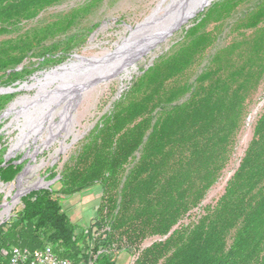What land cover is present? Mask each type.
<instances>
[{
    "label": "trees",
    "instance_id": "1",
    "mask_svg": "<svg viewBox=\"0 0 264 264\" xmlns=\"http://www.w3.org/2000/svg\"><path fill=\"white\" fill-rule=\"evenodd\" d=\"M64 1L0 0V87L63 63L86 43L98 25L86 21L102 0L39 17ZM243 1L217 0L202 11L133 79L61 171L50 173L59 187L21 198V209L0 223V264L13 246L46 245L71 264H116L123 250L133 254L131 264H264V107L222 194L182 222L230 162L264 77V0L233 17ZM223 26L236 35L217 45ZM31 58L35 66L22 65ZM13 97L0 93V113ZM3 152L0 181L7 183L23 164L4 163ZM95 185V215L79 228L62 197Z\"/></svg>",
    "mask_w": 264,
    "mask_h": 264
},
{
    "label": "rangeland",
    "instance_id": "2",
    "mask_svg": "<svg viewBox=\"0 0 264 264\" xmlns=\"http://www.w3.org/2000/svg\"><path fill=\"white\" fill-rule=\"evenodd\" d=\"M87 0H65L64 2L51 6L43 11L39 17L49 19L56 14L66 12ZM171 0H102L89 16L86 23H95L98 25L90 33L86 43L75 51L63 63L52 66L46 69H38L27 76L22 81H17L8 87L16 88L23 84L30 85L36 82V79L43 78L46 72L59 71L65 72L58 80H52L46 83V87L54 89L58 82L68 81L69 74L73 77L87 76L92 70L100 69L107 65L108 58L103 55L106 50H113L117 44H121L124 38L130 35V31L137 24L147 18L152 11H156L165 7ZM217 0H212L211 3L200 10L186 24L177 29L168 40L159 47L152 49L151 53L145 54L143 58L138 59L133 64L120 69L113 79L107 84H100L94 88H87L81 94V98L75 107V129L80 136L73 141L72 135L63 139V143L69 145L67 149L56 153L60 148V136L56 137L52 142L48 141L49 125L51 122H57L60 116L56 113L49 112L48 104L42 105L39 111L32 113L30 118L24 117L20 113L10 111L8 114L1 116L7 112L10 104L17 98L27 95L33 96L37 89H20L14 92V97L8 105L0 113V147L4 148L3 157L7 160H14L16 163H22V169L18 172L13 180L7 183L0 181V214L3 210V204L6 202L11 207L7 213L0 217V223L9 220L22 207L21 198L34 190L33 188L26 189L28 185L41 179L44 183L40 187L57 189L59 183L57 177L50 178L51 172L59 173L63 165L78 149L80 141L84 136L98 123L100 118L112 107V104L123 94L131 85L133 79L148 68L156 57L166 52L170 46L180 40L192 21L204 11L208 6ZM256 0H246L236 8L233 17L239 16L248 6L252 5ZM158 6V8H157ZM231 19H229L230 21ZM36 21L27 22V26ZM215 23H211L208 28L212 29ZM218 39L216 44L223 45L230 41L236 32L230 30L229 27H220L217 32ZM37 59L31 58L25 60L22 65L35 66ZM32 62V63H31ZM69 73V74H68ZM67 76V77H65ZM65 77V78H64ZM84 81V82H83ZM75 87L81 86V83L86 84L87 78L76 80ZM82 84V85H83ZM68 86V83H67ZM64 89L66 92L75 91V87L68 86ZM5 88V87H4ZM53 102V101H52ZM50 102L51 106H58V102ZM57 103V104H55ZM264 107V77L253 94L249 103L248 113L238 135L234 151L230 162L224 169L219 180L209 189L204 200L199 208L191 211L190 216L183 219V223L196 218L202 211V208L208 204H214L218 197L222 194L227 180L232 175L238 166L240 158L251 140L255 121ZM19 109V107H17ZM74 110V109H73ZM72 110V111H73ZM59 111V110H58ZM66 140V141H65ZM4 161V163L6 162ZM21 188H24L19 194L16 202L13 197ZM46 188V187H44ZM36 189V190H38ZM101 190L95 185L87 190L77 192L69 197H62L61 203L65 211L68 213L70 220L76 223L77 227L84 228L89 225L91 218L95 215V209L99 202ZM80 230L78 229L77 232ZM157 237L147 238L142 247L149 245ZM133 254L127 251H120L116 256V264H131Z\"/></svg>",
    "mask_w": 264,
    "mask_h": 264
},
{
    "label": "bare ground",
    "instance_id": "3",
    "mask_svg": "<svg viewBox=\"0 0 264 264\" xmlns=\"http://www.w3.org/2000/svg\"><path fill=\"white\" fill-rule=\"evenodd\" d=\"M208 1L212 0H192L188 5H186V7L181 9L179 6L174 9L172 11V15L166 17V19H163L162 21L160 17L164 7H162L160 11H154L153 14L145 21L146 24L151 22V19L156 21V24L154 23L150 29H146L144 26H137L131 30L130 35L127 38L122 40L121 44H117L113 50H106L103 53V55L108 58V63L105 67L94 69L87 76L82 77H73L68 73V81L65 80V82H58L54 89L47 88L46 83L52 80H58V78L62 77L63 74L67 73L59 72L57 70L46 72L43 78L36 79V82L30 85L25 84L22 86L24 89L36 87V93L33 96L24 95L15 99L10 104L5 114H8L10 111H14L17 114L20 113L24 117L26 116L27 118H30L32 113L39 111V108L42 105L48 104V109L51 113H56V110L58 109L59 111L57 110V114L60 116V119L57 122L53 121L49 124L51 128L49 129L48 141L50 143L56 137L60 136L62 138L60 140V148L56 150V153L64 151L67 147H69V145L64 144L63 139L72 135L73 141H75L77 137L80 136L79 134H81L76 131L77 129H75L74 123L76 122L75 107L79 102L83 91L87 88L97 87L100 84H107V82L116 77L120 69L133 64L138 59L143 58L145 54L151 53L152 49L157 48L160 44L166 42L177 29L193 18ZM169 26H171V31L166 33V29ZM82 78H87V83H81V86L75 87L77 84L75 81L80 79L82 80ZM67 83L70 88L75 87V91L66 92L64 89L66 88ZM59 99H61V102H58L59 105L55 103L58 106H51L50 102H55ZM17 107H19V109ZM43 184L42 180L39 179L28 185L26 189L33 187L36 188L42 186ZM23 189L24 188L20 187V190L13 197L14 202L18 201L17 198ZM2 206L3 210L0 217L7 213L11 207L6 202Z\"/></svg>",
    "mask_w": 264,
    "mask_h": 264
},
{
    "label": "built area",
    "instance_id": "4",
    "mask_svg": "<svg viewBox=\"0 0 264 264\" xmlns=\"http://www.w3.org/2000/svg\"><path fill=\"white\" fill-rule=\"evenodd\" d=\"M7 264H71V261L59 256L49 245L34 249L13 246Z\"/></svg>",
    "mask_w": 264,
    "mask_h": 264
},
{
    "label": "water",
    "instance_id": "5",
    "mask_svg": "<svg viewBox=\"0 0 264 264\" xmlns=\"http://www.w3.org/2000/svg\"><path fill=\"white\" fill-rule=\"evenodd\" d=\"M192 0H171L165 7H164V9H163V12H162V14H161V17H160V19H161V21L163 20V19H166V17H168V16H170V15H172V11L174 10V9H176V8H178L179 6L181 7V9L182 8H184V7H186V5H188L190 2H191ZM211 3V1H208L205 5H204V7L205 6H207V5H209ZM178 4V5H177ZM203 7V8H204ZM157 8H158V6H157ZM202 8V9H203ZM201 9V10H202ZM153 14V11H152V13L150 14V15H152ZM149 15V16H150ZM149 16L147 17V18H145L142 22H140L139 24H137L136 26H135V28L137 27V26H144V28H146V29H150V27H152L153 26V24L155 23L156 24V21H154L153 19H151V22H148V24H146L145 23V21L149 18ZM159 19V20H160ZM174 28V27H173ZM172 28V29H173ZM153 29V28H152ZM168 30V31H167ZM169 31H171V26H169L167 29H166V33H168ZM131 32V31H130ZM23 85H25V84H23ZM23 85H21L20 87H16V88H12V87H0V93H11V92H14V91H17V90H20V89H22V86ZM3 115H5V113H2L1 114V116H3ZM7 160V157H5V160L4 161H6ZM48 186V183L46 184V186H43V187H40V188H44V187H46V188H48L47 187ZM36 189H38V188H34V190H36Z\"/></svg>",
    "mask_w": 264,
    "mask_h": 264
}]
</instances>
